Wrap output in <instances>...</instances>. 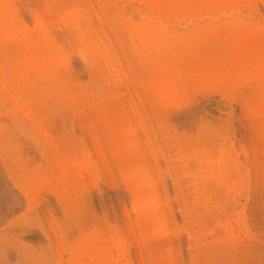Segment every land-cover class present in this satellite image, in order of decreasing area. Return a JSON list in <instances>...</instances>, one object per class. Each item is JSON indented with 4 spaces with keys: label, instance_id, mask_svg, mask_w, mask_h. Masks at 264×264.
Returning a JSON list of instances; mask_svg holds the SVG:
<instances>
[{
    "label": "rangeland",
    "instance_id": "1",
    "mask_svg": "<svg viewBox=\"0 0 264 264\" xmlns=\"http://www.w3.org/2000/svg\"><path fill=\"white\" fill-rule=\"evenodd\" d=\"M81 1L88 9L93 29L103 39L100 41L103 53L113 51L115 84L109 80L102 60L98 62L95 58L92 62V47L87 45L88 49L81 50L73 33L58 19L79 0H12L11 7L17 15L15 25H22L25 31L34 27V14L44 16V5L53 19L60 21L57 25L45 22L50 36L43 39L45 52L51 51V39L53 46L64 47L68 43L70 57L53 74L51 83L45 79V85L59 88L64 85L62 89L75 94L86 89L87 98L85 102L79 100V105L85 106L90 114L91 125L100 139L103 161L115 176L121 199H114L115 214L108 198V193L113 197L114 192L103 168L97 176L91 173L88 179H83L77 190H71L74 202L70 210L61 207L52 194L43 201L30 196L25 191L28 172L39 167L47 173L53 171L48 145H44L46 140L58 149L61 157L66 148L76 152L84 135L81 122L71 101L50 97L46 98L42 112L33 111L35 121H30L11 107L0 89V264H58L49 221H53L60 235L66 234L61 245L71 246L78 229L93 230L99 218L107 226L121 225L120 200L131 215L142 259L148 263L150 251L142 241L132 207L133 197L128 190L131 182L123 175L122 164L117 165L120 160L113 158L102 128L90 113V102L98 93L104 112H114L119 125L124 126V136L133 139V145L127 148L124 170L140 169L149 179L150 189L161 188L168 205V221L150 229L151 242L155 243L158 254L156 264H264V165L253 166L248 157L254 129L257 123H264V117L255 118L244 109L253 98L250 84L256 89L261 86L260 80H264L259 72L264 58L257 55L259 48L264 50V0H234L232 5H227V14L219 16L203 12L193 17H152L157 28L148 34L161 42L159 47L147 44L144 36L131 40V35L143 30L134 25L126 29L120 15L114 16L118 20L113 28L115 33L104 24L98 30L102 23L97 17L101 11L99 5L104 1L110 12L116 5L111 0ZM206 1V11L214 8V0ZM167 38L192 42H182L179 50L178 46L168 44ZM144 52L153 58L164 55L181 71L180 96L161 105L155 102L160 107L157 111L148 102L144 89L132 79L140 68L146 72L140 64ZM247 57L252 61L241 68L240 60ZM40 59L37 57V64L45 65ZM223 66L227 74L235 72L232 83L228 78L222 80ZM0 67V76L10 83L9 64L1 52ZM39 80L37 84H42V79ZM142 81L147 83L145 79ZM127 103L133 107V113ZM85 138V147L91 150L90 140ZM143 141L149 154L143 150ZM194 148L204 150L206 157L214 162L204 166L206 172L216 176L212 198L221 191L218 200L222 227L214 236H227V243L222 246L199 221L191 225L184 212V202L190 204L195 185L194 175L184 168L188 161L183 150ZM176 154L180 156L178 163L173 160ZM195 230L200 231L196 236ZM198 251L202 253L201 259H197ZM119 263H125L124 256ZM134 264H138L136 260Z\"/></svg>",
    "mask_w": 264,
    "mask_h": 264
},
{
    "label": "bare ground",
    "instance_id": "2",
    "mask_svg": "<svg viewBox=\"0 0 264 264\" xmlns=\"http://www.w3.org/2000/svg\"><path fill=\"white\" fill-rule=\"evenodd\" d=\"M11 1L12 0H0V52L4 54L5 63L9 64L7 73L11 83L3 80L1 77L2 75L0 76V89L3 90V97L9 101L11 107L17 108L30 121H35L33 118V111H38V113H40L44 110L47 97L53 98V100H59L61 98L67 99L72 102L76 109V116L81 122L84 134L77 151L73 153L66 148L65 154H62V157L57 151L58 149L56 148V150L47 139L44 145H48L47 147L49 148V157L53 164V171L52 173H47L46 170L43 171V168L39 167L30 174L28 172L25 191H27L30 196L34 198L37 197V199H39L38 201H43L48 194H52L61 207L65 210H70L74 202L71 197V190L75 188V190H77L83 179H88L91 173L97 176L98 170L103 168L107 173L109 185L114 192L113 197L108 193V198L113 205L114 199L116 201H118V198L121 199V197H119L120 193L117 191L118 183L112 171L107 167L105 161H103L100 139L96 129L91 125L92 120L90 119V114L85 110V106L80 107L79 105V100L85 102L87 98L86 89L83 88L80 92L75 94L66 88L62 89L64 85L62 88L54 87L58 85H49L48 87L45 85V79H48L47 82L49 83L51 81L50 79L53 78V74L58 73L61 68L60 66L63 63H67L70 57L68 43L64 42V47L62 45L53 46L51 39L49 41V43L52 44L50 45L51 51L45 52L46 47L43 39L50 38L46 23L50 21L57 25L61 21L63 27L69 29L73 33V37L81 44V50L88 49L87 45H89L90 48L92 47V52L90 53L92 62L95 58L98 62L102 60L106 67L109 80L115 84L116 66L114 64L113 51L111 49L110 52L105 53L106 51H104L103 53L100 42L103 39L95 32L96 29H93L88 9L81 0L77 3L73 2L69 10L58 17V19L60 18L59 22L57 21L58 19L56 20L57 22L53 19L48 6L44 5V16L42 17L39 14H34V27L31 29L27 27L26 31L22 25H15L17 15L11 7ZM111 2L116 5V8L112 9V12H110V10L108 11L104 1H102V5H99L101 11L97 14V17L102 23L99 24L98 30H100L103 27L102 24H104L112 28L115 33L113 28L117 26L118 20H116L114 16L120 15L122 16L126 29L129 30L131 27L130 25H134L140 29V31L143 30L138 35H131V40L136 36H144L143 40H145L147 44L159 47L161 42L157 40V38H149L150 34H148L157 28L152 17H193L203 12L207 15H225L227 14V5H232L235 1L214 0V8L209 9V11L204 9L207 3L206 0H111ZM45 17L46 19L43 20ZM57 28H59V26ZM103 38L109 41L107 35H104ZM166 42L179 47L182 42L191 43L192 41L167 38ZM257 55L258 57L260 56V58H264V50L262 47L259 48ZM37 57H40L41 59L39 61H44L45 65L41 66L37 64ZM140 58V64L144 67L146 72L143 73V68H140L134 73V78L132 79L135 80V84L138 83L137 86L144 89V95L148 99V102L157 111V109H160V107L157 108L159 106H157V102L160 103V105L165 104L172 98L177 99L180 96L181 81L179 80L181 71L178 65L172 63V61L167 59L164 55L153 58L148 52H144L141 54ZM251 61L252 58H243L240 60L239 65L241 68H244ZM1 69L0 67V73H2ZM259 72L263 79L264 64L259 68ZM228 73L229 74H227L226 67L223 66L221 72L222 80L225 82L228 78L229 82L232 83L235 72L230 71ZM40 78L42 79L41 82H43L42 84H37ZM55 79L57 78L54 77V80ZM142 79H145L147 83H142ZM263 81L264 80H260L261 86L258 84L259 87L256 89L250 84V92L253 98L250 105H245L244 107L245 111L249 110L255 118L264 117ZM99 94L100 93H98L92 101L89 100L91 101L89 105L91 110L90 113L97 124L102 128L106 145L112 153L113 158L120 160L117 165L122 164L121 166L123 169L121 166H119V168L121 167L120 169L123 170V175L131 182L128 190L133 197L132 207L136 215L138 226L141 229L142 241L147 249H149L150 255L148 263L142 259L131 215L126 205L120 203V200L118 206L120 205L123 215V222L121 225L107 226L105 222L99 218L97 227L93 230L85 231L78 229L73 245L71 246L68 245L63 247L61 245V243L63 244V242L66 241V234L62 233V235H60L61 233L57 227H55L53 221H49V224L53 226L52 229L58 264H120V257L123 256L125 258L124 264H134L135 260L138 264H156L158 263V254L155 252V243L151 242L150 229L151 227L156 228V226H162L168 221V205L162 198L163 194L161 188H156L154 191L150 189L149 186L151 183L148 185L147 181L149 179L140 169L134 172L124 170L127 148L133 145V139H131L130 135H127V137L124 136L122 132L124 126L121 124L119 125L117 119H115L114 112H104L100 105ZM257 96H262V98L259 99ZM127 106L128 109L131 108L133 113V107L128 103ZM85 136L90 140L91 150H87L85 147ZM142 143L143 150L149 154L145 142L143 141ZM183 156H185L188 161L187 166L184 168L187 169L186 172L188 174L191 176L194 175L192 181L195 185V188H193L194 190L191 192L194 197L189 200L190 204L187 200L184 202L185 215L191 225H196L199 221V224H201L200 226L205 227L204 229L208 232L209 236H212L213 240L219 239L218 242L220 246H222L224 242L227 243V236H219V238L218 236H214L222 227L218 200L221 191L216 195V198H212L213 193L211 188L213 187V181L216 179V176L213 172H206L204 166H208L214 162L206 157V152L204 153V150L200 148L184 149ZM173 157L175 162H180L179 155L176 154L173 155ZM248 157L253 166H258L259 164L264 165V123H257L254 129L253 138L249 144ZM198 178L201 179L200 182L197 181ZM224 183L226 185V182ZM193 201L195 203H193ZM112 208L116 214L115 206L113 205ZM196 231L197 230L194 232L195 236L200 232ZM202 231L203 230H201V232ZM135 257L136 259H134ZM201 258L202 253L198 251L197 259Z\"/></svg>",
    "mask_w": 264,
    "mask_h": 264
}]
</instances>
